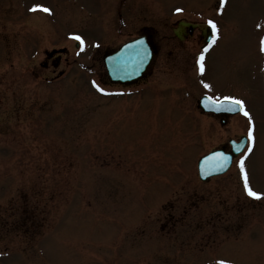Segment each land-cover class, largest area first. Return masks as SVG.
<instances>
[{
	"label": "rangeland",
	"instance_id": "374dc122",
	"mask_svg": "<svg viewBox=\"0 0 264 264\" xmlns=\"http://www.w3.org/2000/svg\"><path fill=\"white\" fill-rule=\"evenodd\" d=\"M137 4L159 31L163 18L212 20L215 41L195 64L193 38L170 55L166 39L149 83L116 86L96 65L123 40L113 0H0V264H264V0ZM22 19L24 48L12 33ZM61 45L58 68L36 65L42 48ZM200 92L243 100L253 131L251 151L206 182L197 157L249 125L242 112L225 124L201 112ZM242 156L259 198L244 190Z\"/></svg>",
	"mask_w": 264,
	"mask_h": 264
},
{
	"label": "flooded vegetation",
	"instance_id": "af4514ba",
	"mask_svg": "<svg viewBox=\"0 0 264 264\" xmlns=\"http://www.w3.org/2000/svg\"><path fill=\"white\" fill-rule=\"evenodd\" d=\"M113 8H114V14H111L109 18L115 23L114 26V34L115 36H123V40L119 41L117 44L113 46L104 47L102 49L101 54V61L97 64L100 69H102V72L104 74V82H107L108 84H114L109 81L107 74L105 72L104 64L102 61L103 55L111 52L113 49H115L121 42L129 40L133 37H142L147 42L148 46H150L152 50V58L150 63H148L146 69H145V75L142 78H139L131 83L121 84V83H115L117 86H124V87H133L137 84L144 82L149 83V76L153 72V67L155 64L156 59L163 54V48L165 46V40L171 41L172 47L167 48V55H170L172 50L176 47H182L183 43L186 39L193 38V41L196 44V52L194 53V56L197 55L198 51L203 49L207 42L204 41V39L207 36V33L209 30L205 31L203 27V24L196 23L194 20L187 19V17L180 16L174 20L166 21L163 18V24L166 26V31H159L158 28H155L151 23L149 24V21L151 17L149 16V10H146V6L144 9H141L138 7L137 0H113ZM140 12V13H139ZM145 12V13H143ZM143 13V14H142ZM6 14V13H5ZM7 16V14L5 15ZM25 19H22L21 22H19L17 30L12 31V33H15L17 35V38L19 39L20 46L24 48L26 43V24ZM3 26V25H2ZM5 28L6 24H4ZM3 31L10 33L9 30L3 29ZM4 33V36L5 37ZM10 36V34H9ZM211 36V35H210ZM6 38V37H5ZM58 50L55 51L53 54L50 50ZM42 58L36 62V65L43 68L48 69L49 67H52V70L57 68L61 61L66 60L67 50L64 45L57 46V47H50V49L42 48ZM51 53V54H50ZM62 57L64 60H62ZM56 61V63H54ZM192 192L187 193V196L190 197ZM201 197V195L197 196L196 198ZM193 208H195L198 205V201L195 199H191ZM147 210L149 209V188L147 191ZM233 204L230 202L229 205L226 204L225 208L228 211L230 208H232ZM188 208L190 209L191 206L187 207L185 206L183 208V216H190L194 215L192 213L188 214ZM149 213V212H148ZM197 214V213H195ZM188 218V217H187ZM191 220V218H190ZM226 221V229L229 228V221L225 219ZM195 225L199 224L198 220L194 218ZM232 222H230L231 224ZM189 222L187 223V225ZM149 250V248H147Z\"/></svg>",
	"mask_w": 264,
	"mask_h": 264
},
{
	"label": "water",
	"instance_id": "95a60500",
	"mask_svg": "<svg viewBox=\"0 0 264 264\" xmlns=\"http://www.w3.org/2000/svg\"><path fill=\"white\" fill-rule=\"evenodd\" d=\"M149 57L150 53H148L146 44L141 38H136L121 45L112 55L109 56V59L105 61V64L112 80L129 81L142 73ZM205 97L208 96L203 95L199 99V105L204 110L229 113L239 110L238 106L234 108L228 101H221V104L217 105L214 100H207ZM229 142L231 144L230 152H225L223 148H216L199 157L197 160V170L201 179L225 171L230 164L232 155L237 154L242 149L245 143V138L242 136L238 142L229 139ZM216 153H223L224 156L227 157V160L216 156Z\"/></svg>",
	"mask_w": 264,
	"mask_h": 264
},
{
	"label": "snow or ice",
	"instance_id": "6c2138e0",
	"mask_svg": "<svg viewBox=\"0 0 264 264\" xmlns=\"http://www.w3.org/2000/svg\"><path fill=\"white\" fill-rule=\"evenodd\" d=\"M219 3L221 5H223L224 0H219ZM30 10H32V11L41 10V11H44V12H49L50 11V9H48L47 7H44L41 4H34ZM176 11H180V9H176ZM217 11H219V9H217ZM207 23L212 28V33L213 34H212L211 40L209 42V43H211V42H214L215 41V38H216V25H215V22L212 21V20H208ZM258 27H259V25H258ZM69 35L71 36L72 39L77 40V41L80 42V47L81 48L83 47L84 42H83L82 38L79 35H77L75 33H69ZM207 47H208V45L205 46L204 51H207ZM261 51H264V38H261ZM201 60H203V52L200 53V57H199V59L197 61V63L200 64V71L203 72L204 71V66H203L202 63H200ZM204 86L206 88L208 87L207 84H205ZM99 91L103 92L104 89L99 88ZM205 99H207V100H213L212 97H205ZM221 101H228V102H230L231 105H233L234 108L236 106H238L239 107V110L243 113V115L245 117H248V125H249L248 126V149H249V151H251V148H252V139H253L252 121H251L250 114L248 113V111L244 107V101L241 100V99H239V98H236V97L225 96V97H220L218 99H215L214 102L217 105H220L221 104ZM215 155L216 156H219V157H222L224 160H227V157L224 156L223 153H216ZM245 155H247V153H245ZM243 159H244V157L242 156L240 158V162L239 163H240L241 178L243 179V183H244V190H245V192L250 197L259 198L262 195V193L257 192V191H254L250 187L249 182H248V179H247V175H246L245 170H244ZM218 264H230V262L225 261V260H220V261H218Z\"/></svg>",
	"mask_w": 264,
	"mask_h": 264
}]
</instances>
